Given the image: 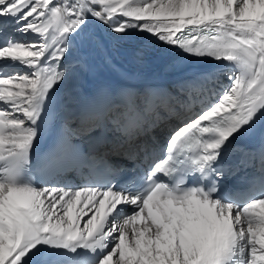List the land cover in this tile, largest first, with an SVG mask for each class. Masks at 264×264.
I'll return each mask as SVG.
<instances>
[{
    "label": "snow or ice",
    "instance_id": "obj_1",
    "mask_svg": "<svg viewBox=\"0 0 264 264\" xmlns=\"http://www.w3.org/2000/svg\"><path fill=\"white\" fill-rule=\"evenodd\" d=\"M123 45L165 81L66 87ZM260 121L264 0H0V264H264Z\"/></svg>",
    "mask_w": 264,
    "mask_h": 264
},
{
    "label": "bare ground",
    "instance_id": "obj_2",
    "mask_svg": "<svg viewBox=\"0 0 264 264\" xmlns=\"http://www.w3.org/2000/svg\"><path fill=\"white\" fill-rule=\"evenodd\" d=\"M135 45L120 47L109 46L106 51H94L88 54L91 64L90 71L84 76L72 81L68 88L83 85L84 89L92 90L101 85L120 87L123 85L144 86L146 84H160L162 81H150L143 77L135 76V72H145L149 69L162 66V64L148 61L144 64L133 62L131 53ZM80 53H74V56ZM110 56L111 61L106 62L105 57ZM63 93L61 97L63 98Z\"/></svg>",
    "mask_w": 264,
    "mask_h": 264
}]
</instances>
